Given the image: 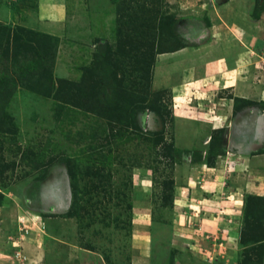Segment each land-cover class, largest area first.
<instances>
[{"label":"rangeland","instance_id":"1","mask_svg":"<svg viewBox=\"0 0 264 264\" xmlns=\"http://www.w3.org/2000/svg\"><path fill=\"white\" fill-rule=\"evenodd\" d=\"M81 2L58 37L60 0H0V264H264V47L204 66L264 0Z\"/></svg>","mask_w":264,"mask_h":264},{"label":"crops","instance_id":"2","mask_svg":"<svg viewBox=\"0 0 264 264\" xmlns=\"http://www.w3.org/2000/svg\"><path fill=\"white\" fill-rule=\"evenodd\" d=\"M62 2V4L60 5V6H56L55 8L57 9V10H55V15H57V17H54V16H51V23H50V25H49V27L50 28H48L49 30H55L56 32H58L57 33V35H58V37H61V36H63V35H61L60 33H61V28H63V25L65 24V21H67L66 20V14H68V8H71L70 9V11L71 10H73V15L71 16V20L73 21V23L75 22V17L77 16V13H78V10H83V7H82V2H81V0H60V3ZM264 7V6H263ZM59 8V9H58ZM233 8V7H232ZM240 8H244V6H240ZM64 9V10H63ZM66 9V10H65ZM69 11V12H70ZM52 13H53V11H52ZM51 13V14H52ZM255 13V12H254ZM232 17V16H231ZM234 17H232V19H233ZM234 21L235 22H232L233 24L235 23V26L233 27V25L231 26V28L233 27V28H236V23L238 22V28L239 29H241L240 31H238L239 33H242L243 32V30H247L246 32H244L245 34H246V36L244 37V40L243 41H241V40H235V41H231V37L233 36V38H234V36H236V35H234L235 33H233V29L230 31V30H228L227 32H224L223 33V35L221 36V39L223 38V39H226V53L225 52H221L222 54H220V55H216V56H213V57H210V58H207V60H206V62H204V66L206 65V68L208 69V67H207V65L208 66H210V65H212V68L214 69L213 70V73L215 74V73H217V72H219L220 71V69H224L225 68V64H230V65H232V66H234V65H236V63H239V60H241V58H243V53H249L250 54V52L252 51V52H254V53H257V55H259V53H260V51L262 50V48L264 47V8H263V10H261V11H259V14L258 15H253V12L250 10V11H245V12H242V13H239L238 15H237V17H235L234 18ZM245 22H249V26L250 27H248L247 28V26H246V23ZM251 22H253V24H251ZM243 23L245 24V26H246V28L247 29H244V28H241L242 26L241 25H243ZM185 24H187V22L185 23ZM185 27V26H184ZM188 27V26H187ZM194 27H195V25H194ZM72 31H74V29H76V25H74V28H73V26H72ZM238 29V30H239ZM186 31H187V29H186ZM262 31H263V33H262ZM74 33H76V31H74ZM197 33V32H196ZM262 33V34H261ZM197 34H199V32L197 33ZM205 35H207V33H204V35H203V37L205 36ZM192 36H194V34L192 35V34H187V32L186 33H183L182 34V37L184 38V39H186V40H189V39H191L192 38ZM226 37V38H225ZM232 38V39H233ZM253 38H255V39H259V40H262V41H260V44H259V46H257V47H255L254 45V42H253ZM193 40H195V38L193 39ZM259 40H258V42H259ZM190 41V40H189ZM211 41H213L212 40V38H211V40L209 41V43H212ZM221 41V40H220ZM219 41V42H220ZM215 42H217V44H215L214 42L212 43V44H210L211 46H214V44H215V46L216 45H218L219 44V42L218 41H215ZM262 42V43H261ZM89 43H91V42H89ZM208 43V44H209ZM238 46V47H237ZM194 47H197L196 45H188V46H186V47H184V48H182V49H179V50H176V51H173V52H166V53H159L158 55H157V59L156 60H158L157 61V65L158 64H160V61H162L164 58H170V57H175V56H177V55H181L180 53H184L187 49H189V48H192V49H194ZM198 47H200V46H198ZM182 51V52H181ZM224 53V54H223ZM224 58V59H223ZM251 58L253 59L254 57L253 56H250V60H251ZM220 59H221V61H222V66H221V63H220ZM244 59V58H243ZM177 62H179L178 60H177ZM177 62H175V64H177ZM226 62V63H225ZM241 62V61H240ZM251 62V61H250ZM223 65H224V67H223ZM175 67H177V68H180L181 66H182V64H179V65H174ZM174 66H173V68H174ZM198 68V67H197ZM192 69H194L195 70V67L194 68H192ZM204 69H205V67H204ZM197 70V69H196ZM175 72V71H174ZM189 73H192V71L191 70H189V72H188V70H187V72H186V75L185 76H187V75H189ZM244 72L242 71V74H243ZM195 76H197L196 75V73L194 72V77ZM206 76H207V72H206ZM198 78H193V80H191V85H196L195 84V82H194V80L195 79H199L200 78V80H203V77L204 76H202V77H200V75L199 76H197ZM200 80H198L199 82H200ZM175 84V83H174ZM197 84H198V82H197ZM248 86V85H247ZM258 89V88H257ZM259 90V89H258ZM243 92H246L245 90H243ZM246 94H248L247 92H246ZM237 96H241V97H243V98H247V96H245V95H237ZM178 110H179V107H178ZM180 114V113H179ZM181 115V114H180ZM182 116H185V115H182ZM186 117V116H185ZM249 124V123H248ZM256 125V123H254V126ZM254 128H257V126L256 127H254ZM253 128V129H254ZM259 130H261V132H263V135H264V123H260V127H259ZM249 134H250V132L248 131L247 132V137H246V142L245 143H248L249 144V146L251 147V148H256L255 146H257V149L258 148H260V144H262V142L264 141V140H262L261 141V138L260 137H258L257 135H258V132H256V135H254L253 136V133H252V136H253V138L255 139V141L253 142V141H251L250 139H249ZM257 136V137H256ZM253 144V145H252ZM254 146V147H253ZM262 158H264V152H260V153H258V154H256L255 156H253L252 155V157H248V158H246L247 160V164H248V167H249V169H250V166L252 167V164H251V162H249V161H252V159H256L257 160V163L258 162H262ZM251 159V160H250ZM241 165H239V167H240ZM243 166V165H242ZM241 166V167H242ZM262 165H258V167H260V168H262L261 167ZM251 170V169H250ZM264 177V176H263ZM217 179H219V178H217ZM211 181V180H210ZM225 185L226 184H224L223 185V187H221V183H219V182H217L215 185H212L213 186V189L210 191V192H218L219 193V191L220 190H222L221 188H223L224 189V187H225ZM215 186V187H214ZM216 186H217V188H218V186H220L219 187V189H215L216 188ZM242 188H240V190H241ZM239 190V189H238ZM207 201L206 202H208V198L206 199ZM224 204V203H226L225 201H221V204ZM206 208H208V206L206 207ZM205 208V209H206ZM203 209V211H206V210H208V209ZM206 212H208V211H206ZM204 219V218H203ZM235 221H236V219H235ZM40 229V228H39ZM41 230V229H40ZM0 232L2 233V234H4V228H3V225H1L0 224ZM1 238V237H0ZM9 238H12V236H9ZM1 241V240H0ZM53 241H54V239H53ZM28 242V241H27ZM27 242H25L24 244L25 245H27L28 243ZM13 243V242H12ZM30 243V242H29ZM3 246H4V243H3ZM20 246H21V244H20ZM29 247H27L28 248V250L29 251H31V253H36V257H38L39 256V254H41V249H40V247L39 246H37V245H35L34 243H30V245H28ZM56 248V247H55ZM67 249L68 250H70V251H72L73 252V249L71 248V246H67ZM78 250H80V249H78ZM77 249L75 250V252L76 251H78ZM57 251H58V249H54V253H56L57 254ZM79 252V251H78ZM0 255H1V253H0ZM13 256V255H12ZM30 257H31V255H30ZM39 261H41V260H39ZM38 261V262H39ZM52 263V262H51ZM55 264V263H54Z\"/></svg>","mask_w":264,"mask_h":264},{"label":"trees","instance_id":"3","mask_svg":"<svg viewBox=\"0 0 264 264\" xmlns=\"http://www.w3.org/2000/svg\"><path fill=\"white\" fill-rule=\"evenodd\" d=\"M258 8V7H257ZM263 8L264 7H260L259 8V10H257V11H255V15H258L259 14V11H261V10H263ZM176 22V21H175ZM172 26V29H171V37L173 36V37H176V39H177V47L176 48H174V49H172V50H177V49H179V48H184V47H186V46H188V43L185 41V39H183V37H182V35H180V33H179V30H178V28H177V23H174L173 22V24L171 25ZM162 34V33H161ZM178 34H179V36H178ZM163 35V34H162ZM162 35H160V37H162ZM180 39H182V40H180ZM166 49H164V48H160V49H158L157 51H159V52H163V51H165ZM157 51H155V53H154V55H152V60L154 59V56H155V54H156V52ZM166 51H171V50H166ZM53 60V59H52ZM140 64H141V62H140ZM151 66V64L150 65H148V67H150ZM32 72V71H31ZM27 76V75H26ZM1 94V93H0ZM1 98V97H0ZM240 98H243V97H240ZM239 98V99H240ZM248 100V99H247ZM112 102H109V104H111ZM3 109H4V106L2 105V109H1V112L3 111ZM220 139V138H219ZM222 139L220 140V145L222 144ZM216 145L217 144H215V145H211V147H210V154L211 155H214V156H219V155H221V154H223L224 152H225V148L223 149L222 147H220L219 149H217L216 148ZM73 176L76 178L75 179V182H74V192H75V196H76V199L75 200H73V203H72V205H71V207L73 206V205H75V211L78 213L79 212V208H80V206H81V203H80V197H78V194H79V196H80V190H79V183H78V180H77V174L76 173H73ZM260 198H262L263 200H264V195H258ZM257 204H259V205H257V207L255 208V210H253V213H254V216H257V217H264V203L263 202H260L259 201V203H257ZM260 220V219H259Z\"/></svg>","mask_w":264,"mask_h":264}]
</instances>
